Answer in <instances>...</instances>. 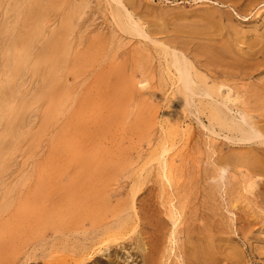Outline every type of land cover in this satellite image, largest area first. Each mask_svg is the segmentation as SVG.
<instances>
[{"label": "rangeland", "instance_id": "rangeland-1", "mask_svg": "<svg viewBox=\"0 0 264 264\" xmlns=\"http://www.w3.org/2000/svg\"><path fill=\"white\" fill-rule=\"evenodd\" d=\"M129 6L147 32L167 41L180 37L178 27H200L198 12H208L213 23L219 24L217 28L209 27V34L221 32L235 51L234 56L226 58L227 64L215 65V69L227 73L250 106L258 98L249 95L253 87L264 97V0H134ZM109 13L104 0H0V79L6 74L8 78L6 86L0 85L7 89L0 92V264L44 263L41 257L27 260L25 242L13 241L9 235L13 210H21L12 195L17 197L16 193L26 188L21 184L23 177L15 186L11 184L15 163L17 168L34 173L37 167L41 173L47 171L51 162L52 170L63 171L67 166L74 170L76 158L84 156L76 143L92 136L96 141L87 157L98 158L106 152V159L111 161L104 164L110 177L121 172L118 165L125 162L124 156L130 155L137 141L150 136L154 112L165 119L170 89L167 78L153 72L154 46L145 38L114 27ZM50 19L55 22L46 23ZM87 20L91 25L86 28ZM48 24L51 28L46 30ZM159 25L162 27L156 29ZM198 38L197 34L185 36L183 41L194 46L200 42ZM87 42L94 43L95 49L83 60L72 62ZM22 61L26 67L20 70ZM236 61L246 67L231 65ZM142 65L146 73H142ZM4 67L9 70L5 72ZM236 68L241 75L233 72ZM141 80H145V89L154 90L155 95L144 94L138 83ZM23 82L26 84L18 86ZM250 115L264 132V105L251 109ZM181 120L183 127L190 128L185 137L191 147L185 152L203 159L202 171L214 169L230 149L220 146L217 136L189 116ZM80 126L84 128L78 130ZM53 129L57 131L51 133ZM113 146L117 152L111 150ZM220 174L224 177L216 195L218 218L226 225L225 236L239 249L241 260L218 264H264V173L256 178V187L248 194L254 203L240 198L237 207L231 205L224 191L229 169ZM204 190L205 183L201 182L191 191L188 213H208L202 205ZM157 196L156 207H161ZM163 205L170 207L168 201ZM245 227L249 233L246 238L239 234ZM182 240L183 234H178L173 243L176 249L165 248L169 263L179 264L174 253ZM107 244L110 247L101 253L102 260L144 264V254L135 243L130 246L120 239L108 240Z\"/></svg>", "mask_w": 264, "mask_h": 264}, {"label": "bare ground", "instance_id": "bare-ground-1", "mask_svg": "<svg viewBox=\"0 0 264 264\" xmlns=\"http://www.w3.org/2000/svg\"><path fill=\"white\" fill-rule=\"evenodd\" d=\"M127 1L128 4L124 0H104L114 27L145 38L154 46L156 66L153 72L166 77L170 89L165 119L154 112L150 136L137 141L130 155L124 156L125 162L118 165L121 172L110 177L104 164L111 161L106 159V152L99 155L100 159L87 157L96 141L90 138L92 136L76 143L84 156L76 158L74 170L68 166L63 171L52 170L51 162L47 171L41 173L35 167L34 173L17 168L18 163H15L17 167L12 173L11 184L15 186L24 180L21 184L26 188L16 193L17 197L12 195L21 210L17 207L13 210L9 235L13 241L25 242L27 260L41 257L43 264H111V259H101V253L110 247L108 240L120 239L128 241L130 246L135 243L144 254V264H171L168 252L176 249L173 243L178 234H183L179 250L174 253L179 264L239 261L241 253L231 238L225 236L226 225L218 218L216 195L220 179L224 177L220 172L227 168L229 175L224 191L231 205L237 207L240 198L254 203L248 194L255 189L256 178L264 173V132L257 127L250 112L264 105V97L253 87L249 95L258 98L253 107L250 106L227 73L221 74L215 69V65L227 64L226 58L234 56L235 51L221 32L217 34L215 30L209 34V27L217 28L219 24L213 23L208 12H198L200 27L189 26V30L178 27L176 33L180 37H167L170 39L167 41L147 32L129 6L134 0ZM49 22L55 21L50 19L46 23ZM90 25V20L84 24L86 28ZM50 28L48 24L46 30ZM196 34L200 36L196 45L189 46L188 41H183L185 36L191 38ZM233 35L237 37L238 33ZM48 47L49 44L46 51ZM93 49L94 43L87 42L81 53L72 57V62L83 60ZM25 63L22 61L18 69L25 68ZM231 65L246 67L237 61ZM141 70L142 73L147 71L143 65ZM233 72L241 75L242 71L236 68ZM1 78L0 85H5L7 74ZM144 81L138 82L144 94L155 95L154 90L145 89ZM19 84L22 86L26 82ZM6 90L0 87L1 93ZM188 116L217 136L220 146L230 149L212 170L202 171L203 159L190 151L185 152L191 147L185 137L190 128L183 127L180 121ZM56 131L53 129L51 133ZM111 150L117 152V147ZM201 182L205 183L202 205L208 213L199 215L194 210L188 213L191 191ZM157 195L162 208L156 207ZM164 201H168V209ZM245 228L239 234L246 238L249 233Z\"/></svg>", "mask_w": 264, "mask_h": 264}]
</instances>
